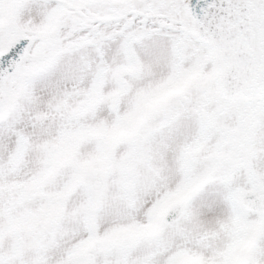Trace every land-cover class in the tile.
Listing matches in <instances>:
<instances>
[{"label": "snow or ice", "instance_id": "obj_1", "mask_svg": "<svg viewBox=\"0 0 264 264\" xmlns=\"http://www.w3.org/2000/svg\"><path fill=\"white\" fill-rule=\"evenodd\" d=\"M0 264H264V0H0Z\"/></svg>", "mask_w": 264, "mask_h": 264}]
</instances>
